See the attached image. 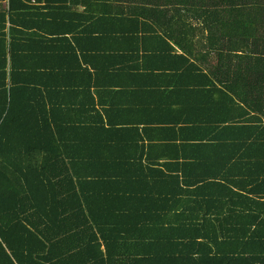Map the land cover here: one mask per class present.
Instances as JSON below:
<instances>
[{
    "label": "trees",
    "instance_id": "16d2710c",
    "mask_svg": "<svg viewBox=\"0 0 264 264\" xmlns=\"http://www.w3.org/2000/svg\"><path fill=\"white\" fill-rule=\"evenodd\" d=\"M92 1L0 0V264H264V0Z\"/></svg>",
    "mask_w": 264,
    "mask_h": 264
},
{
    "label": "crops",
    "instance_id": "0c3cea01",
    "mask_svg": "<svg viewBox=\"0 0 264 264\" xmlns=\"http://www.w3.org/2000/svg\"><path fill=\"white\" fill-rule=\"evenodd\" d=\"M147 2L148 0H98L90 2V7L87 9L85 6L80 5L78 6V14H85V15H105V17H116L122 14L124 11L126 12H134V9H137V6H141L142 2ZM157 0H149V4L147 3V7H150V2ZM97 33L92 34V36H87L83 40L82 47L87 54H95L93 52L89 53L91 50L95 48H108V47H115L114 43H112L107 37L104 38L105 42H95L97 41Z\"/></svg>",
    "mask_w": 264,
    "mask_h": 264
}]
</instances>
